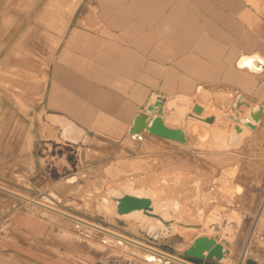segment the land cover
I'll use <instances>...</instances> for the list:
<instances>
[{
	"label": "rangeland",
	"instance_id": "1",
	"mask_svg": "<svg viewBox=\"0 0 264 264\" xmlns=\"http://www.w3.org/2000/svg\"><path fill=\"white\" fill-rule=\"evenodd\" d=\"M100 1L0 0V187L29 199L0 190V264H97L146 252L105 243L104 233L31 202L50 196L70 215L166 253L182 254L184 242L203 234L222 238L230 252L223 264H264L255 247L261 225L253 222L264 198V119L241 146L218 154L196 146L193 137L181 145L147 133L141 139L127 134L153 93L187 95L192 104L199 99L196 87H203L242 94L264 108V73L237 66L242 55L264 56V0H174L195 22L189 37L170 38V27L154 36V22L142 36L104 41V50L78 55L68 47L71 32L88 8L101 12ZM214 97L209 102L219 106ZM51 115L92 131L89 143L64 141ZM186 120L184 115L182 124ZM231 167L242 185L235 178L241 191L226 198L220 180ZM114 170L125 173L115 174L116 181ZM162 174L172 180L170 186L178 178L184 187L178 196L184 222L199 224L201 208L208 220L201 232L177 243L139 233L133 227L140 219L102 211L98 197L106 187L89 206L84 203L85 188L94 184L129 178L141 183ZM70 178L75 182L68 183Z\"/></svg>",
	"mask_w": 264,
	"mask_h": 264
},
{
	"label": "bare ground",
	"instance_id": "2",
	"mask_svg": "<svg viewBox=\"0 0 264 264\" xmlns=\"http://www.w3.org/2000/svg\"><path fill=\"white\" fill-rule=\"evenodd\" d=\"M53 2H55L53 4H56L57 0H53ZM259 61L264 62V59L260 58L257 55H253L250 57L242 58L239 61L238 65H241L240 68L247 67L250 71L252 70V68H254V66L255 67L259 66L260 64ZM196 94L199 96L200 100L198 99L196 101H193L191 104L190 101L191 99L189 100V98L186 97L187 95H185V97H183L182 95H178L182 97L173 96L166 98L153 93L150 95L149 100L142 108H145L147 106H153L158 101V98H162L163 99L162 119L165 126L169 129H180L185 135L186 143H179L169 139L166 140L181 145H187V143L189 142L188 138L193 137L195 138L196 146L212 148L214 149V151L217 152L216 154H218V152L227 151L221 149H233L241 146L243 144L244 138L249 133H252V131H254L257 127H259L261 123V119L260 121H255L252 117V114L258 111L259 109H262V115H263V107L257 103L252 105L246 102L244 100L245 99L244 96L242 95L236 96L235 101L232 102L231 100L233 99V95L231 94L228 95L226 93L215 95L214 93H211L202 87L197 88ZM212 97L216 98L215 101H217V103L219 102L218 103L219 106L215 104H211L209 102V100L212 101V99H210ZM195 105H198L203 109L201 115H197L193 113V107ZM242 107H246L247 110L246 111L242 110ZM139 112H141V108ZM147 115L152 116L151 113H147ZM184 115H187V120L184 122V124H182L181 119L184 118ZM206 118H213L214 121L212 123H207L204 121ZM49 119L52 124L61 125L64 128L65 131L64 138L66 139H71L76 141L83 135V132L78 130L73 124L67 123L66 120L58 116L51 115ZM130 124L127 129V134L130 135L133 139L136 138L141 139L142 136L147 133L144 132L142 135L129 134L128 130ZM248 124H252V127H250ZM236 127L240 128L239 132L235 130ZM121 171L123 174L125 173L123 170H117V171L114 170V173L111 172L110 173L111 178L115 179L116 177L115 174L119 175L121 174ZM222 173H223V177L222 180H220V183H221V191L223 192L224 196L226 198H231L233 194L240 193L241 187L239 185L233 184L234 183L233 181L235 180L237 174L236 169L233 167L223 169ZM129 179H127V181L123 180L122 182L118 181L119 183L117 182L112 183L114 180L111 182L109 179L110 181L109 182L106 179L108 182L104 181L103 183L94 184L91 187H86L84 190V197H83L85 205L89 206L91 199L94 196H96L100 192V190H102L103 187H106L104 188L106 192L105 195H101L100 197H98L100 204L99 207L101 208L102 211H105L106 213L115 216L117 219H121V218L140 219L141 223L139 227L143 231H145L148 235L154 236L155 239L166 236L168 237V241L170 243H177L179 242L180 239L187 238L188 235L192 232H201L202 226L207 225L208 220L207 217L205 218V209L203 208L197 210V217L200 220L199 224H195V223L187 224L184 222V217L181 214L185 213L183 211L185 209L182 206V203L179 201V197H178L180 196V194H182L184 187L183 185L177 183V181H179L178 178L176 179V181H174L176 187L170 186L171 185L170 182L172 180H169L168 178L166 179V176L163 174L156 177L151 175L149 178H147L144 182L141 183H137L138 181H134L133 179L135 178H131L132 180ZM136 180H138L137 176H136ZM74 182H75V178L68 179V183L72 184ZM0 190H3L7 193L20 197L22 199L29 200L27 197L21 196L17 193L6 190L4 188L0 187ZM55 191L56 190L54 189V192ZM126 195L149 200L151 205L150 211L145 212L143 210H135L128 214H123V215L118 214L117 201L118 199ZM53 197L55 198V196L52 197L50 196V198H46L43 201V203L35 202L32 200L31 202H33L35 205L43 209H46L63 217L70 218L76 221L77 223L85 225L91 230L104 233L105 238L116 241L114 244H118L117 242H121L122 246L120 245L121 246L120 249L127 248L128 246H133L135 248H139L146 251L145 253H139V254L151 255V253H148V251H155L158 253V255L160 254V256L163 258L162 260H171L180 264H193L183 259L180 260L177 257L172 256L169 253H166L159 249H156L150 245H147L144 242H140L126 235L117 233L110 229L104 228L100 225L90 223L79 217L70 215L69 213L62 211L54 206V202L51 201V199H54ZM46 201L50 202V204L45 203ZM186 213L188 215L189 210L186 211ZM179 214L181 217H179ZM133 229L135 228L133 227ZM197 237L200 238V237H209V236L199 234L194 238L197 239ZM194 238L191 239L192 242L195 240ZM219 244H221L224 247V249L229 252V250L225 245H223L222 243ZM184 245L185 244L181 245V247H184ZM245 252H246V248L244 250L243 255L244 254L246 255ZM229 254L226 255L224 260H222V263L227 262ZM141 261L143 262V264H157L155 262H146L143 260ZM164 262L166 261H163L161 264H164Z\"/></svg>",
	"mask_w": 264,
	"mask_h": 264
},
{
	"label": "crops",
	"instance_id": "3",
	"mask_svg": "<svg viewBox=\"0 0 264 264\" xmlns=\"http://www.w3.org/2000/svg\"><path fill=\"white\" fill-rule=\"evenodd\" d=\"M174 4H175L174 0H101L99 6L101 12L98 13L97 9L88 8L86 10L85 17L78 22V26L74 27V29L71 32V37L68 41V47H70L72 51L78 55L92 56L93 52L95 51V48L100 47L99 50H104V46H103L104 41L107 42L113 39H120V40L135 39L138 36H142L145 30L147 29V27L150 26L151 24L153 25L154 22L156 23L154 29L155 32L154 36L157 35L159 36V32L162 31L165 32L170 27L173 28L174 31L172 32L170 38L182 39L183 37H189L190 34H192L191 33L192 23L195 22L191 20V18L184 16V12H183L184 8H182V6L179 5V3L175 5ZM93 42L96 44L100 42L98 44L101 45L95 47L91 46V43ZM109 49L110 47L106 48L105 50L108 51ZM253 55H257L260 58L264 59L263 55L259 53H252L249 55L240 56V58L237 61V64L242 58L250 57ZM109 64L114 65L112 63ZM239 69L248 70L249 73H252L249 71L247 67L239 68ZM197 88L198 87H196V90ZM208 91L210 92V90ZM222 93L233 95V99L231 100L232 102L235 101L236 96L242 95L230 91L228 92L219 91V93H215V95H220ZM244 98L246 102L252 105L255 104L254 100L246 96H244ZM242 110L246 111L247 108L242 107ZM263 119H264V108H263V115L260 124L263 123ZM257 128L254 131H252V133H254L257 130ZM237 178H236V182H237ZM139 226L140 224L137 226L134 224V228H136L137 231L140 233L142 229ZM145 241L152 244V242L149 239H145ZM191 243L192 241H190L189 243L184 242L185 245L184 247H182L183 248L182 251H184L187 248V246L190 245ZM169 254L182 260V254L179 255H174L172 253Z\"/></svg>",
	"mask_w": 264,
	"mask_h": 264
},
{
	"label": "water",
	"instance_id": "4",
	"mask_svg": "<svg viewBox=\"0 0 264 264\" xmlns=\"http://www.w3.org/2000/svg\"><path fill=\"white\" fill-rule=\"evenodd\" d=\"M259 66L252 68L250 70L251 72L255 73H262L264 72V62L259 61ZM238 68L241 67V65H238ZM163 99L158 98V101L153 106H147L145 108H141V112L137 113L133 119V121L130 124L128 133L131 135H142L144 132H147L151 135L157 136L159 138H165L169 140H173L179 143H186V138L184 133L180 129H169L165 126L162 116H163ZM203 112V109L195 105L193 107V113L197 115H201ZM147 113H151L152 116L147 115ZM52 116H58L64 120L67 121L69 124H73L78 130L83 132V135L75 140L66 139L64 138V128L61 125H58L61 127V134L60 137L66 141L70 142L72 144H79L82 142L83 144L89 143L91 137L93 136L92 131H84L83 129L79 128L76 124L72 123L65 117L59 116V115H52ZM262 116V109H259L258 111L254 112L252 114V117L255 121H260ZM207 123H212L214 120L213 118H206L204 120ZM51 123V121L49 120ZM52 124V123H51ZM56 125V124H52ZM250 127H252V124H248ZM235 130L237 132L240 131V128L236 127ZM151 209L150 201L147 199L137 198L134 196H123L117 201V213L120 215L128 214L135 210H143L145 212H149ZM149 238L155 239L154 236L148 235ZM103 242L105 243H111L114 244L116 241L108 238H104ZM119 245L122 246L121 242H117ZM229 252L224 249V247L217 243L215 239L209 238V237H200L195 239L190 245L187 246L186 250L182 253L183 260L193 263V264H223L222 260L225 259L226 255H228ZM134 257L141 259L146 262H155L157 264H161L163 260L150 255V254H139V253H131ZM216 262V263H215ZM164 264H172L169 261L164 262Z\"/></svg>",
	"mask_w": 264,
	"mask_h": 264
},
{
	"label": "built area",
	"instance_id": "5",
	"mask_svg": "<svg viewBox=\"0 0 264 264\" xmlns=\"http://www.w3.org/2000/svg\"><path fill=\"white\" fill-rule=\"evenodd\" d=\"M253 222L259 223L261 225L260 231L258 232L255 238V247L259 254L264 255V198L258 212L253 214ZM215 240L217 243H221L222 238H215ZM148 253H151V255L161 260L163 259L160 256V254L158 255V253L155 251H148ZM163 261H169L172 264H180L171 260H163ZM97 264H143V262L141 261V259L132 257L128 259H123V258L103 259L99 261Z\"/></svg>",
	"mask_w": 264,
	"mask_h": 264
}]
</instances>
